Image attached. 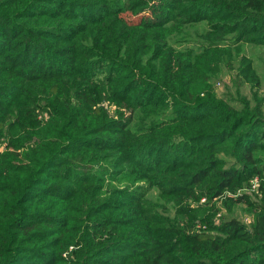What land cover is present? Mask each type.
<instances>
[{
  "label": "trees",
  "instance_id": "1",
  "mask_svg": "<svg viewBox=\"0 0 264 264\" xmlns=\"http://www.w3.org/2000/svg\"><path fill=\"white\" fill-rule=\"evenodd\" d=\"M192 27L200 46H174ZM243 45L264 47V0H0V264H264ZM228 57L234 103L211 84ZM226 193L250 227L202 212Z\"/></svg>",
  "mask_w": 264,
  "mask_h": 264
},
{
  "label": "rangeland",
  "instance_id": "2",
  "mask_svg": "<svg viewBox=\"0 0 264 264\" xmlns=\"http://www.w3.org/2000/svg\"><path fill=\"white\" fill-rule=\"evenodd\" d=\"M204 29V27L180 28L175 36H173L172 43L177 48H198L200 45L197 44L203 42L201 37L204 34ZM242 50L243 53L252 60L255 69L258 70L261 79L263 80L262 87L256 88L255 90L260 89V95H264V47L243 45ZM212 60L213 56L209 55L204 62L207 66H212ZM237 65L238 64L234 59L231 60V58L228 57L220 61L215 70L211 69V84L214 86L216 94L219 98L228 100L230 103H234V101H231L230 99L231 96H233V98H237L236 88L233 86ZM250 91L251 88L249 86H245L243 89V93L245 95H249ZM225 151L227 152L228 149ZM224 155L225 152H222L221 157ZM226 157L228 158V156ZM256 180L259 188L260 180L258 178ZM242 194L250 196V200L252 201L249 202L251 203L256 202L254 200H260L262 198L258 189H253L252 185L240 190L238 196ZM228 197L236 198V196L234 197V195L226 193L220 199H215L214 202L210 203L208 206H205L207 204L206 198H201L200 203L205 206L202 212L210 215L215 224H220L225 218L234 217L246 226L250 227L254 223L255 207L253 205L250 206L248 203L228 205Z\"/></svg>",
  "mask_w": 264,
  "mask_h": 264
},
{
  "label": "built area",
  "instance_id": "3",
  "mask_svg": "<svg viewBox=\"0 0 264 264\" xmlns=\"http://www.w3.org/2000/svg\"><path fill=\"white\" fill-rule=\"evenodd\" d=\"M253 189H257L258 188V183H257V180H255L254 184H253Z\"/></svg>",
  "mask_w": 264,
  "mask_h": 264
}]
</instances>
